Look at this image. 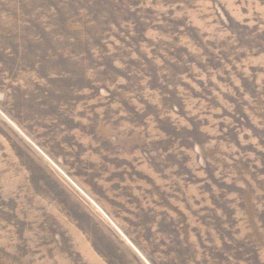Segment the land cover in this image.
<instances>
[{"label":"rangeland","instance_id":"1","mask_svg":"<svg viewBox=\"0 0 264 264\" xmlns=\"http://www.w3.org/2000/svg\"><path fill=\"white\" fill-rule=\"evenodd\" d=\"M0 264H264V0H0Z\"/></svg>","mask_w":264,"mask_h":264}]
</instances>
